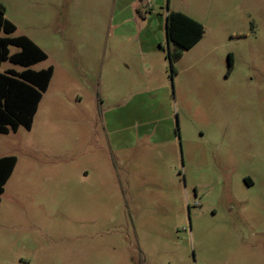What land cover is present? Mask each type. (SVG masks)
Here are the masks:
<instances>
[{
    "label": "rangeland",
    "instance_id": "1",
    "mask_svg": "<svg viewBox=\"0 0 264 264\" xmlns=\"http://www.w3.org/2000/svg\"><path fill=\"white\" fill-rule=\"evenodd\" d=\"M0 4L53 68L0 136V264H264V0ZM168 12L204 28L175 62Z\"/></svg>",
    "mask_w": 264,
    "mask_h": 264
},
{
    "label": "trees",
    "instance_id": "2",
    "mask_svg": "<svg viewBox=\"0 0 264 264\" xmlns=\"http://www.w3.org/2000/svg\"><path fill=\"white\" fill-rule=\"evenodd\" d=\"M15 31V25L4 17L0 4V66L9 63L24 69L20 73L13 70L0 72V136L16 133L20 127L31 130L38 105L53 75L52 67L39 71L31 69L45 61L47 55L26 36L11 37ZM203 34L204 28L199 22L180 12H168L165 36L168 45L174 47L173 54H169L170 61H178L184 52L202 40ZM11 47L17 48L18 52L11 54ZM16 163L14 156L0 158V196Z\"/></svg>",
    "mask_w": 264,
    "mask_h": 264
},
{
    "label": "crops",
    "instance_id": "3",
    "mask_svg": "<svg viewBox=\"0 0 264 264\" xmlns=\"http://www.w3.org/2000/svg\"><path fill=\"white\" fill-rule=\"evenodd\" d=\"M165 19H166V17H165ZM21 36V35H20ZM16 37V36H15ZM166 37V36H165ZM31 40V39H30ZM167 42V41H166ZM37 45V44H36ZM38 46V45H37ZM39 47V46H38ZM11 48H13V47H11ZM40 48V47H39ZM41 49V48H40ZM9 51H10V49H9ZM16 52H18V51H16ZM16 52H10L11 54H13V53H16ZM44 62V61H43ZM41 63V62H40ZM40 63H37V64H35L34 66H32L31 67V69L33 68V67H36L38 64H40ZM3 64H5V63H3ZM3 64H1V66L3 65ZM9 64V63H8ZM11 65V64H10ZM1 66H0V68H1ZM19 68V69H18ZM46 69V68H45ZM8 70H13V71H15V72H17V73H20V72H22V71H24V69L23 68H21V67H19V66H14V65H12V67H10V68H7L6 70H5V72H7ZM34 70V69H33ZM39 70H43V69H39ZM39 70H35V71H39ZM8 135V134H7ZM1 136H3V135H1ZM3 157H8V156H3ZM0 158H2V157H0ZM17 164V163H16ZM16 167V166H15ZM15 169V168H14ZM14 171V170H13ZM13 173V172H12ZM12 175V174H11ZM10 179V178H9Z\"/></svg>",
    "mask_w": 264,
    "mask_h": 264
}]
</instances>
